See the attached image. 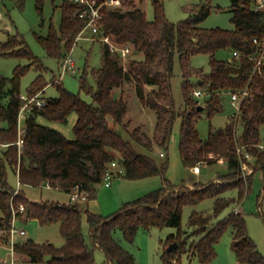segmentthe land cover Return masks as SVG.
I'll return each mask as SVG.
<instances>
[{
    "label": "trees",
    "instance_id": "obj_1",
    "mask_svg": "<svg viewBox=\"0 0 264 264\" xmlns=\"http://www.w3.org/2000/svg\"><path fill=\"white\" fill-rule=\"evenodd\" d=\"M34 1L41 13L45 0ZM49 1L53 9L59 8V24L57 27L49 24L46 36L37 35L36 38L47 55L59 59L61 65L84 26V20L78 16L83 7L74 0ZM94 1L98 5L107 0ZM119 1L120 6L103 5L100 8V28L93 37L98 40L108 36L118 46H130L132 52L128 60L122 65L118 54L112 53L99 40L101 64L90 70L94 86L88 84L86 70L78 80L79 91L88 94L91 102L66 90L54 78L51 82L58 95L42 99V106L24 113L20 145L16 134L21 106L19 80L24 68L15 67L9 78L0 75V239L7 238L12 208L23 205L26 217L36 219L41 225L58 224L63 243L56 247L51 243L27 240L14 242L16 260L25 259L29 264H96L94 249L98 248L105 256L101 264H138L113 237L115 231L118 230L127 242H132L138 231L149 232L152 228L164 227L179 229L184 206H196L210 199L209 214L190 212L188 226L192 231L189 234L166 236L164 242L170 245L176 241L177 247L170 252L163 250L161 264H172V259L181 253L195 255L202 262L211 260L215 244L228 229L232 237L231 249L238 262L264 264V257L248 236L241 213L231 209L218 219L223 211L247 195L252 177L259 170L262 186L257 204L264 225V150L259 148L264 145L260 138L264 128V65L254 70L251 60L259 52L252 40L264 38V10L256 9V0H230L233 28L203 29L199 23L209 14L205 4L186 19L172 23L164 15L162 0H143L151 3V20L142 9L133 6L132 0ZM16 2L21 6L23 0ZM220 50L228 54L227 59L215 58ZM196 54L208 56L207 72L191 67L190 59ZM175 55L179 57L182 72L184 109L181 112L174 107L170 86ZM0 56H24L30 61L29 65L39 71L43 69L25 41L17 35L0 42ZM192 77L196 80L195 85L189 83ZM127 82L133 83L139 105L153 110L156 116L153 135L148 136L135 127L129 133L134 142L148 151L154 145L167 147L173 123L179 116L178 152L183 165L189 169L197 164H214L222 160L225 172L192 188L173 185L163 177L160 187L124 203L107 216L90 212L70 199L64 203L32 201L20 188L13 195L15 189L7 181L8 168L16 175L20 186L45 184L69 195L77 190L85 194L86 200L95 197L103 173L111 163L117 164L122 176L128 180L163 176L167 161L157 163L151 156L137 152L132 142L115 129L122 124L128 108L123 94L114 97L113 91L121 89ZM47 85L39 74L27 96H39ZM244 89H250L252 97L242 99L236 115L229 117L221 128H209L206 138L201 139L195 125L200 115L204 113L209 120L223 110L230 92ZM193 90L204 94L202 105L192 96ZM72 113L75 114L72 139L37 122L39 117L66 122ZM245 153L250 155L246 164L252 171L248 174L242 169ZM229 191H236V198L225 196ZM83 216L89 243L82 233Z\"/></svg>",
    "mask_w": 264,
    "mask_h": 264
},
{
    "label": "rangeland",
    "instance_id": "obj_2",
    "mask_svg": "<svg viewBox=\"0 0 264 264\" xmlns=\"http://www.w3.org/2000/svg\"><path fill=\"white\" fill-rule=\"evenodd\" d=\"M163 11L166 19L172 23H177L186 19L191 12L205 4L209 8L208 16L199 23V27L203 29H232L231 22L232 13L230 10V0H162ZM133 6L139 7L145 13L147 19H153L152 6L149 1L132 0ZM257 4H263L264 0H256ZM110 6V5H107ZM0 42L5 41L9 36L17 35L21 37L30 52L35 56L43 69L40 71L29 65V60L24 57H2L0 56V75L6 78L11 77L15 67L24 68V72L19 80L20 95L27 96V91L32 82L40 74L48 85L43 91L38 93L41 99L53 98L58 95L56 86L51 81L55 78L59 80L60 84L68 91L79 94L80 98L86 102H91V97L79 91L78 80L82 75L83 70H86V79L89 85L94 86L93 78L90 70L98 68L101 64L100 44L99 40L89 35L87 32H80L74 43L68 50L71 53V58L75 63V72L66 73L60 77V62L59 59L50 57L45 52L44 48L37 41L36 36H46L49 24L57 27L59 24L60 12L59 8L53 9L51 2L45 0L42 5L41 13L37 11L34 0H23L21 6H18L16 0H0ZM215 58L227 59L228 54L220 50L216 52ZM190 65L194 69H202L203 72L209 70L208 56L206 54H196L191 57ZM182 72L178 55H175L172 68V76L170 78V86L174 107L177 112L184 109L183 95H182ZM189 83L195 85V78H190ZM120 93L123 94L127 101V113L125 114L122 124L115 127L116 131L121 136L132 142L133 148L141 153L151 156L157 163L167 161V168L163 176L156 175L147 178L128 180L120 173H113L109 183V187L104 186V181L97 186V192L93 199L79 201L84 209L90 212L107 216L116 212L124 203L132 201L136 198L142 197L148 192L160 187L162 185V178H166L173 185H181L192 188L194 180L200 183H206L215 178L218 174H222L226 170L225 164H199L200 174L195 176L185 167L182 163L181 157L178 152V144L180 140V117L177 116L172 126L171 135L167 147L161 148L156 145L148 151L138 143L134 142L130 137V132L135 127L139 128L148 136H152L154 132L155 112L150 109L142 108L136 97L134 96L133 83H124L121 89L113 91L114 97H118ZM198 104L202 105V99H198ZM235 113V108L231 105L228 98L225 99L223 110L209 120L205 114L202 113L200 118L196 121V129L201 139H205L209 128L218 129L224 126ZM24 114L20 115L19 127H23ZM75 121V114L72 113L68 116L66 122L48 121L44 118H38L37 122L48 127L58 130L65 138L72 139L74 137L72 132V125ZM125 125V126H124ZM124 126V127H123ZM126 129V130H125ZM238 129V133H239ZM18 137V126H17ZM261 142H264V128L260 132ZM162 152L163 156H159ZM117 155V154H116ZM119 167L116 164V168ZM246 174L251 173L252 169L247 165L244 167ZM7 181L10 187L17 188V177L8 168ZM188 182V184H184ZM199 184V183H196ZM262 176L259 170H256L253 177L251 188L246 196L236 204H232L229 208L223 211L219 218H222L228 211L234 208L240 210L241 215L244 217L248 236L255 242L259 252L264 257V225L261 221L258 212L257 196L261 190ZM28 200H43V201H56L68 202L69 195L58 189H51L46 185L40 187L34 186H20ZM225 196L236 198V191H229ZM212 208V201L207 199L198 203L196 206H184L181 213V225L179 229L173 227L152 228L149 232L138 231L132 242H127L121 233L117 230L113 233V237L119 244L129 251L138 264H161V256L163 250L169 244H166L165 238L169 234L177 235L180 233L182 237L189 234L192 229L188 226V216L192 210L209 214ZM14 227L22 229L25 236L18 234L12 235V239L7 235L6 240L0 239V262H9L12 256L11 244L14 242H23L28 238L32 239L35 243H51L58 247L63 243V238L59 233V227L56 223L41 225L36 219L28 218L25 214L18 217L14 223ZM82 233L86 242L89 243L88 227L83 216L82 220ZM191 238V237H190ZM176 243L172 241L170 244ZM232 237L230 230H226L219 241L214 246V257L202 262L195 255L189 253H181L172 262L177 260L178 264H244L235 259L234 252L231 249ZM94 258L96 264H101L104 259V253L98 249H94ZM14 264H29L26 260H16Z\"/></svg>",
    "mask_w": 264,
    "mask_h": 264
},
{
    "label": "built area",
    "instance_id": "obj_3",
    "mask_svg": "<svg viewBox=\"0 0 264 264\" xmlns=\"http://www.w3.org/2000/svg\"><path fill=\"white\" fill-rule=\"evenodd\" d=\"M74 2L82 5L81 11L78 13V16L84 20V26L81 30V32L85 31L89 35L94 36L98 33L99 28H100V20H101V13H100V8L103 5H110V6H120V1L119 0H107L105 2H101L98 5L94 0H74ZM263 4H257L256 9H262ZM0 19H1V14H0ZM100 41L103 44H106L109 48V50L112 53H116L119 56L120 62L122 65L125 64V62L128 60L129 55L132 52V48L130 46H118L114 44L108 36H102L99 38ZM252 42L258 47L259 52L255 56L251 57V60L253 61V69L254 70H259L261 66L264 65V38L261 40L253 39ZM233 55L237 56L236 52H233ZM75 63L73 59L71 58V53L67 54L64 59L61 62L60 65V77L65 75L66 73H74L75 72ZM192 96L197 99H202L204 97V94L200 90H193L192 91ZM252 93L250 89H244L241 91H232L229 93V101L231 105L235 108V113L234 115L237 114L238 108H239V103L242 99L245 98H251ZM19 100L21 102L20 110H19V117H18V141L17 144L20 145L22 140L20 138V135L22 134L23 129L19 127V119L20 115H23L24 113H27L31 111L34 107L36 106H42L43 105V100L38 96V95H33V96H24V95H19ZM259 148L264 150V145H259ZM238 152L240 153V149H238ZM243 164H242V169L244 170V167L247 165L246 162L250 160V155L248 153H245L243 155ZM115 163H111L110 166H114ZM248 166V165H247ZM249 167V166H248ZM192 172L193 173H198L199 172V164L196 166L192 167ZM112 172L108 169L103 173V181L105 186H109V180L112 176ZM18 186L19 184L17 183V188L14 190L13 195H15L18 191ZM48 187V186H47ZM69 198L72 202H79L82 200H85V194L82 192H79L77 190H74L72 193H70ZM234 212H238V210H234ZM25 213V209L23 205H19L16 208H12V222L11 226L7 232V235L12 239V235L18 234L21 236L25 235V232L22 229H17L14 227L13 223L14 221L18 218L21 217L22 214ZM0 235H2V232L0 231ZM4 241V240H2ZM11 251H12V256L9 262L7 261H1L0 264H14L16 261L15 255L13 253V243L11 244ZM172 264H178L177 260L172 262Z\"/></svg>",
    "mask_w": 264,
    "mask_h": 264
},
{
    "label": "crops",
    "instance_id": "obj_4",
    "mask_svg": "<svg viewBox=\"0 0 264 264\" xmlns=\"http://www.w3.org/2000/svg\"><path fill=\"white\" fill-rule=\"evenodd\" d=\"M40 96V95H39ZM159 156H163V153L162 152H160L159 153ZM217 164H225L222 160H219V161H217L216 162ZM112 167H114V168H116V165H114V166H109V170L112 172V174L113 173H120V168L118 169V170H113L112 169ZM192 168H189V171H191V173L192 174H194L195 176H197V175H199L200 174V170H199V172L196 174V173H193L192 172V170H191ZM215 178H213L212 180H214ZM196 183H199V184H206V183H200V181H198V180H194V182H193V184H196ZM184 184H188V182H185ZM45 185V184H44ZM105 186V185H104ZM110 186V185H109ZM109 186H105V187H109ZM20 188V185L18 186V189ZM69 195V194H68ZM70 199V198H69ZM34 201H38V200H34ZM257 209L259 210V208L257 207ZM234 210H238V212L240 213V210L238 209V208H234ZM58 225V224H57ZM21 236V235H20ZM25 236V235H24ZM28 239H30V238H28ZM28 239H26L27 241H28ZM22 241H25V240H22ZM32 242V241H31ZM26 263H28V262H26Z\"/></svg>",
    "mask_w": 264,
    "mask_h": 264
},
{
    "label": "water",
    "instance_id": "obj_5",
    "mask_svg": "<svg viewBox=\"0 0 264 264\" xmlns=\"http://www.w3.org/2000/svg\"><path fill=\"white\" fill-rule=\"evenodd\" d=\"M135 53H136V52H135ZM198 108H202V107L199 106ZM28 241L31 242L32 239H28ZM176 247H177L176 243H172V244H170V245L166 248V251H167V252H170V251L176 249Z\"/></svg>",
    "mask_w": 264,
    "mask_h": 264
}]
</instances>
